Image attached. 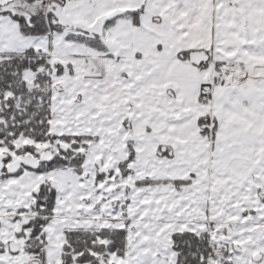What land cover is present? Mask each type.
Masks as SVG:
<instances>
[{
    "label": "snow or ice",
    "instance_id": "snow-or-ice-1",
    "mask_svg": "<svg viewBox=\"0 0 264 264\" xmlns=\"http://www.w3.org/2000/svg\"><path fill=\"white\" fill-rule=\"evenodd\" d=\"M0 264H264V0H0Z\"/></svg>",
    "mask_w": 264,
    "mask_h": 264
}]
</instances>
